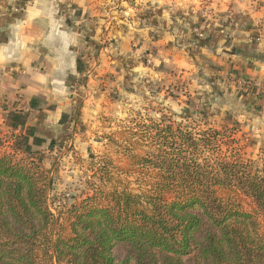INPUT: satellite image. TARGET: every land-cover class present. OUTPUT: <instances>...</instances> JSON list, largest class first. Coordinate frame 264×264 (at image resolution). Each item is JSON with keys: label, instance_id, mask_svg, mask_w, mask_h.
I'll return each mask as SVG.
<instances>
[{"label": "trees", "instance_id": "obj_1", "mask_svg": "<svg viewBox=\"0 0 264 264\" xmlns=\"http://www.w3.org/2000/svg\"><path fill=\"white\" fill-rule=\"evenodd\" d=\"M197 122L149 120L142 153L127 151L147 177L138 190L112 183L103 164L82 200L56 213L41 154L11 134L0 154V264H264V177L235 128Z\"/></svg>", "mask_w": 264, "mask_h": 264}, {"label": "crops", "instance_id": "obj_2", "mask_svg": "<svg viewBox=\"0 0 264 264\" xmlns=\"http://www.w3.org/2000/svg\"><path fill=\"white\" fill-rule=\"evenodd\" d=\"M104 9L102 0H0V121L29 147L55 137L63 109L91 101L100 78L128 87L143 52L158 74L201 72L212 95L241 104L242 122L264 119V0H133L110 8L112 20Z\"/></svg>", "mask_w": 264, "mask_h": 264}, {"label": "rangeland", "instance_id": "obj_3", "mask_svg": "<svg viewBox=\"0 0 264 264\" xmlns=\"http://www.w3.org/2000/svg\"><path fill=\"white\" fill-rule=\"evenodd\" d=\"M102 2L104 19L112 20L110 8L116 10L118 4L129 5L133 0ZM202 12L206 16L207 10L202 9ZM140 56L145 69L135 71L134 80L128 83V87L124 83L115 86L113 79L105 76L100 78L91 101L78 102L77 99L76 103L63 109L61 120L54 124L52 148L48 146L51 140L29 147L21 134L0 121V154L11 151L7 145L11 134L20 137L24 148L32 150L35 156L41 154V166L52 180L48 202L53 212L65 204L82 200L89 191L85 182L97 183L94 173L103 164L113 177L112 183L120 180L128 188L138 190L139 184L147 177L134 165V158L127 155V151L134 149L141 154L145 145L141 138L142 127L149 120L159 122L161 118H165L166 123L197 120L196 127L235 128L243 159L249 160L253 171L264 177V119L251 116L242 122L241 104L224 97V92L212 95L213 86L201 79V72L175 70L158 74L152 58L146 52ZM88 70L86 67L79 80L81 86H86L91 75ZM16 96L20 101L23 99L20 92ZM247 203L244 200L245 210L250 209ZM112 252L114 259L120 262L125 258L126 248L117 244Z\"/></svg>", "mask_w": 264, "mask_h": 264}, {"label": "built area", "instance_id": "obj_4", "mask_svg": "<svg viewBox=\"0 0 264 264\" xmlns=\"http://www.w3.org/2000/svg\"><path fill=\"white\" fill-rule=\"evenodd\" d=\"M224 15H225V16H226V15L231 16V13H230L229 10H228V11L225 12ZM193 32H194L197 36H199V37L203 36V27H202V24H201V23L197 24V25L193 28Z\"/></svg>", "mask_w": 264, "mask_h": 264}]
</instances>
